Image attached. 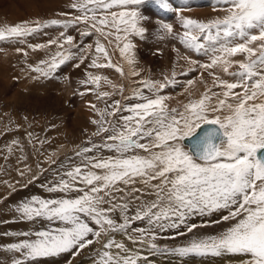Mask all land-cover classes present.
<instances>
[{
	"label": "snow or ice",
	"instance_id": "1",
	"mask_svg": "<svg viewBox=\"0 0 264 264\" xmlns=\"http://www.w3.org/2000/svg\"><path fill=\"white\" fill-rule=\"evenodd\" d=\"M151 2L164 12L183 11L174 6V0ZM144 3L145 0H73L71 8L78 14L72 19L5 24L0 26V41L23 44L41 29H64L56 39L28 45L33 51L55 46L56 51L47 58L28 65L31 71L47 78L68 61L78 59L75 67H80L88 58L77 56L79 45L66 34L68 28L83 24L87 28L81 36H98L88 67L115 68L123 76L124 68L113 64L101 38L109 44L115 42L128 65H134L131 37L145 36L146 17L140 11ZM182 3L188 6V0ZM216 4L226 6L223 16L201 20L181 14L182 31L164 20L159 21L158 31L189 52L210 54V62L201 68L220 67L227 73L234 64L238 65V71L229 73L233 82L216 76L215 87L222 91L208 89L182 110L169 108L168 98L160 94L176 83L174 72L173 78L142 81V87L134 90L142 102L122 108L119 100L114 101L109 106L111 111L105 109L101 119L92 123L99 125L96 134L108 133L105 139L110 143L104 147L117 155L77 166L66 172L67 179L61 178L47 188L48 192L78 195L33 197L15 209L20 219L47 222V226L32 232L6 233L24 237L6 246L7 252L18 257L11 264H36L42 258L68 253L75 257L94 244L100 247L93 264H138L139 257L130 255L127 246L113 234L122 233L134 242L147 239L156 248L153 241L157 231L174 229L178 236H184L200 227L188 223L191 217L211 216L223 210L227 215L208 223L234 221L225 230L204 236L194 234L185 246L173 251L200 256L235 254L247 257L240 264H264V0H216ZM17 51L28 55L22 48ZM238 56L243 58L234 59ZM180 58L190 65L198 63L191 56ZM131 75L140 73L133 70ZM102 81L117 87L107 77L92 72L80 83L99 89ZM144 89L150 95H145ZM112 94L102 91L99 96ZM122 111L132 115H122L116 121L108 119ZM89 151L84 147L77 155ZM117 210L120 221L112 216ZM135 221H144L148 227L131 228Z\"/></svg>",
	"mask_w": 264,
	"mask_h": 264
},
{
	"label": "rangeland",
	"instance_id": "2",
	"mask_svg": "<svg viewBox=\"0 0 264 264\" xmlns=\"http://www.w3.org/2000/svg\"><path fill=\"white\" fill-rule=\"evenodd\" d=\"M22 1L0 0V7L2 8H0V26H3V24L15 25L19 20V23L37 21L39 20L38 18H40L39 21L51 19L70 20L78 14L71 8L73 1L68 6H61L63 9L57 8L56 13H50L47 9L43 11L42 4L44 1H31L28 7ZM194 3L199 7L192 5ZM46 5L49 7L54 6L52 3H47ZM25 7L27 10H25ZM187 7L186 9L190 11L183 8L184 16L206 20L216 16H223L225 14L223 9L226 6L217 5L216 0H188ZM3 9L5 10L3 11ZM196 10L197 12H195ZM10 11L12 14H9ZM60 11L69 15L63 16ZM140 11L146 17L143 21L146 33L143 39L131 37L135 45L133 52L136 63L134 65H128L120 55L119 50L115 48V42L109 44L101 38V41L108 48L113 64L124 68L125 74L123 76L116 72L115 68L105 67L97 69L88 67L94 56L96 38L98 36L95 33L92 34L93 36H81L80 32L85 31L87 28L83 24H79L74 28L70 27L66 32H70V35L75 38L74 43L79 45L77 56H87L88 58L84 60L80 67H75L76 63L79 62L78 59L68 61L61 65L53 76L47 78L40 77L37 73L31 71L28 65H35L41 59L47 58L56 51L55 46L33 51L28 45L31 43L32 45L44 44L49 40L32 42L31 40L33 39L30 38L28 40L29 38L27 37L23 44L15 40L0 41V264H11L13 259L18 258L17 254L7 252L5 249L9 243H15L24 238L6 235V233L32 232L47 226V222L20 219L15 209L21 203L29 201L33 197L55 199L78 195L76 192L67 194L48 192L47 188L56 184L61 178L67 179L66 172L73 170L77 166L95 162L101 158L108 160L117 155L114 151L104 147L105 143H110V141L105 139L108 133L101 132L96 134L99 125L92 123L93 120L101 119V113L105 109L111 111L109 106L114 101L119 100L122 108H128L135 103L142 102L134 95V90L142 87V81L162 80L165 76L173 78L172 74L174 72L176 83L163 89L160 94L168 98L166 103L169 108L182 110L183 106L191 99L199 98L208 89L217 93L221 92L220 88L215 87L216 76L233 82L234 77L229 73L238 71V65L234 64L227 73L220 67L201 68L200 65L210 62V54L189 52L178 41L170 36H163V33L158 31L160 20L173 24L176 31H182L179 21V15L182 13L164 12L153 4L151 0H145ZM205 11H208L207 14ZM32 12L35 14L33 13V15ZM46 12L49 13L47 14ZM200 12L203 13L199 14ZM193 13H195L194 17L192 16ZM11 15H14L13 18ZM42 17L45 18L43 19ZM7 18H11V21L7 20ZM49 29L65 31L59 26H52L44 30ZM71 31L74 32V35ZM89 45L92 46L91 49H89ZM4 46L5 48H3ZM17 48L24 49L28 52V55L24 56L22 52L17 51ZM73 51H76V49H73ZM8 53L9 55H7ZM182 56H191L198 63L190 65L187 61L180 58ZM242 58L238 56L234 59ZM1 62H3V65ZM100 62H103V60ZM133 70L138 71L140 75L132 76L131 72ZM2 71L7 72L2 74ZM88 72L107 77L117 87L113 88L103 81L99 89H96L93 85H82L80 81L87 78ZM4 74H8L6 75L7 77ZM3 76L9 79L4 81ZM189 81L192 83L189 84ZM15 84L19 86L16 87ZM121 86L123 88L122 93L120 92ZM38 89L42 91L39 92ZM102 91H108L113 94L110 97H101L99 93ZM144 93L145 95H150L146 89H144ZM92 105L96 106L95 109L91 107ZM122 115L128 116L132 115V113L128 111L117 112L115 116L108 117V119L116 121ZM84 147L90 148L91 151L83 155H77L79 150ZM141 154L145 153L141 152ZM140 186L139 184L137 185V187ZM219 215L221 218V216L227 215V211L216 212L211 216L191 217L188 223H195L200 227L194 229L193 233H187L184 236H178L176 234L177 230L174 229L157 231L156 239L153 241L157 245L156 248H152L147 239L144 242H134L122 233L113 235L118 242H122L125 245L129 244L127 247L130 251L129 254L139 257L138 264H157L156 262L158 264H174L175 262V264H188L194 261L195 264H203L205 259L209 258V255L196 256L195 254H189L187 256L190 258L186 257V255H183V258L182 255L173 250L185 246L193 238L194 234L198 236L216 234L225 230L234 222L208 223L209 221L220 220L218 218ZM112 216L118 221L121 220L119 210L112 213ZM147 227L144 221H135L131 226V228ZM131 228L129 232H131ZM180 231H184V229L181 228ZM99 247V244L91 245L75 257L68 253L62 254L61 257L42 258L36 264H44V262H46L45 264H67L68 260H71V264H93V259L96 258L95 252ZM191 256H195V259L191 258ZM238 257L239 260L236 262L239 263L241 260L247 259V257L242 258L239 255ZM172 258L173 260H171ZM233 258H235V254H228L229 264H234L232 262ZM201 259L202 261H200ZM168 260L169 262H167Z\"/></svg>",
	"mask_w": 264,
	"mask_h": 264
},
{
	"label": "bare ground",
	"instance_id": "3",
	"mask_svg": "<svg viewBox=\"0 0 264 264\" xmlns=\"http://www.w3.org/2000/svg\"><path fill=\"white\" fill-rule=\"evenodd\" d=\"M34 2V1H36V0H23L22 1V3H25L26 5H27V7H28V5H29V3L30 2ZM39 1V0H38ZM41 1H44L43 2V6H42V9H43V11L44 10H46L47 9V11H49L50 13H56L57 12V8H62L61 6H68V5H70L71 3H72V1L73 0H41ZM14 2V1H13ZM18 2H20V1H18ZM7 3H10V2H7ZM36 3V2H35ZM49 4V3H52V5H54V6H52V7H49L48 5H46V4ZM19 4V3H18ZM211 4V3H210ZM212 4H213V2H212ZM20 5V4H19ZM192 5H196V3H194V4H192ZM214 5V4H213ZM22 6H24V5H22ZM48 6V7H47ZM174 6H179V7H182V8H185V10H188V11H190L189 9H186V8H188V7H184L183 6V3H182V0H174ZM210 6V5H209ZM5 7V6H4ZM3 7V8H4ZM30 7V6H29ZM45 7V8H44ZM196 7H199L198 5H196ZM215 7V6H214ZM1 8V7H0ZM26 8V7H25ZM206 9H207V7H205ZM205 8H204V10H205ZM211 8V7H210ZM2 9V8H1ZM31 9V8H30ZM63 9V8H62ZM196 9H199V8H196ZM5 9H3V11H4ZM10 10V9H9ZM25 10H27V8L25 9ZM32 10V9H31ZM30 10V11H31ZM14 11V10H13ZM58 11H59V9H58ZM62 11V10H61ZM60 11V12H61ZM194 11V10H193ZM1 12V11H0ZM37 12V11H36ZM48 12V13H49ZM192 12V11H191ZM191 12H189V13H191ZM195 12H197V10L195 11ZM206 12V14H207V12L208 11H205ZM204 12V13H205ZM222 12V11H221ZM3 13V12H2ZM1 13V14H2ZM34 12H32V14H33ZM38 13V12H37ZM47 13V12H46ZM47 13V14H48ZM62 13V12H61ZM203 12H200L199 14H202ZM5 14V13H4ZM3 14V15H4ZM9 14H12L11 13V11H10V13ZM8 14V15H9ZM35 14V13H34ZM33 14V15H34ZM46 14V15H47ZM71 14V13H70ZM184 14H187V13H184ZM182 15H183V11H182ZM194 15H195V13H193L192 14V16L194 17ZM197 16H198V14H196ZM12 16V15H11ZM14 16V15H13ZM13 16H12V18H13ZM36 16V15H35ZM34 16V17H35ZM43 16V15H42ZM2 17V16H1ZM9 17V16H8ZM52 18H53V16H51ZM201 17V16H200ZM32 18H33V16H32ZM43 18V17H42ZM45 18V17H44ZM43 18V19H44ZM4 19V18H3ZM16 19H17V17H16ZM27 19V18H26ZM25 19V20H26ZM39 20H40V18H38ZM47 19H48V17H47ZM1 20H2V18H1ZM6 20V19H5ZM7 20H10L11 21V18H7ZM24 20V19H23ZM17 21H18V19H17ZM16 21V22H17ZM20 21V20H19ZM19 21H18V23H19ZM1 22V21H0ZM4 25V24H3ZM11 25V24H10ZM50 28V27H49ZM47 29V28H46ZM69 30V29H68ZM72 31H73V29H72ZM71 31V32H72ZM61 31H58V30H52V29H49V30H41V31H39V32H37V33H35V34H33L32 36H29L28 38V40H30V38H32L33 40H31L32 42L33 41H47V40H50V39H55V38H57L58 36H59V33H60ZM74 32H72V34H73ZM66 34L67 35H70L71 33L70 32H66ZM80 34H81V32H80ZM74 35V34H73ZM93 36V35H92ZM81 37V36H80ZM93 38V37H92ZM98 38V37H97ZM96 38V39H97ZM80 39V38H79ZM81 39H83V38H81ZM90 39H91V37H90ZM27 40V39H26ZM135 40V39H134ZM30 41V42H31ZM87 41V40H86ZM3 42V41H2ZM29 42V43H30ZM1 43V42H0ZM35 43V42H34ZM11 44V43H10ZM9 44V45H10ZM13 44V43H12ZM32 44V43H31ZM2 45V44H1ZM19 46V45H18ZM3 48H5V46L3 47ZM16 48V47H15ZM11 49H12V47H11ZM3 50V49H2ZM118 50V49H117ZM8 51V50H7ZM5 52V51H4ZM111 54H112V52H111ZM205 54V53H204ZM7 55H9V53L7 54ZM11 55V54H10ZM6 56V55H5ZM12 58V57H11ZM3 60V59H2ZM5 62H6V60H4ZM2 63V65H3V62H1ZM10 66V65H9ZM12 67V66H11ZM1 69V68H0ZM9 69V68H8ZM5 70V69H4ZM11 71V70H10ZM3 72L4 71H2V74H3ZM5 72H7V71H5ZM4 72V73H5ZM1 73V72H0ZM5 76L6 75H8V74H4ZM24 75V74H23ZM15 76V75H14ZM4 77V76H3ZM7 77V76H6ZM9 77V76H8ZM1 78H2V76H1ZM9 79V78H8ZM8 79H6L5 77H4V81L5 80H8ZM11 79H12V77H11ZM111 79V78H110ZM18 80V79H17ZM44 81V80H43ZM9 82V81H8ZM44 82H46V81H44ZM43 82V83H44ZM10 83V82H9ZM12 83V82H11ZM18 83V82H17ZM42 83V84H43ZM7 84V83H6ZM18 84H20V83H18ZM46 84V83H45ZM48 84V83H47ZM16 85V84H15ZM23 85V84H22ZM41 85V84H40ZM39 85V86H40ZM49 85V84H48ZM19 85H16V87H18ZM42 86V85H41ZM47 86V85H46ZM48 87V86H47ZM57 87V86H56ZM39 88V87H38ZM2 89V88H1ZM33 89V88H32ZM39 90V92L40 91H42V90H40V89H38ZM9 91V90H8ZM60 91V90H59ZM38 92V93H39ZM65 92V91H64ZM7 93V92H6ZM9 93V92H8ZM39 94H41V93H39ZM44 94V93H43ZM25 95V94H24ZM18 96H19V94H18ZM29 96V95H28ZM19 97H21V96H19ZM18 98V97H17ZM48 100H50V99H48ZM55 101H56V99H54ZM20 101V100H19ZM51 101H53V99H51ZM50 101V102H51ZM58 101V100H57ZM91 101V100H90ZM43 103V102H42ZM77 108V107H76ZM78 108H80V107H78ZM65 119V118H64ZM77 128V127H76ZM218 218H220V215L218 216ZM122 240V239H121ZM10 242V241H9ZM127 245V247H128V245L129 244H126ZM132 246V245H131ZM136 248V247H135ZM142 249V248H141ZM146 250V249H145ZM130 252V251H129ZM140 252V251H139ZM174 253V252H173ZM138 254V253H137ZM160 254V253H159ZM163 254V253H162ZM144 255V254H143ZM171 255H173V254H171ZM175 255H176V253H175ZM174 255V256H175ZM179 255V254H178ZM178 255H177V257H178ZM134 256V255H133ZM159 256V255H158ZM167 256V255H166ZM173 256V257H174ZM185 256V255H184ZM197 256V255H196ZM199 256V255H198ZM155 257H157V256H155ZM161 257V256H160ZM181 257V256H180ZM182 257H183V255H182ZM186 257H189V256H187L186 255ZM193 257V259H195V256H191V258ZM70 258V257H69ZM163 259H164V257H162ZM169 258V257H168ZM175 258V257H174ZM179 258V257H178ZM184 258V257H183ZM190 258V257H189ZM205 258H208V257H205ZM228 258V254H222V255H220V256H214V257H212V256H210L209 255V258L208 259H205V261L203 262V264H229V259H227ZM230 258V257H229ZM232 258V257H231ZM242 258H244V257H242ZM7 259H9V258H7ZM161 259V258H160ZM181 259V258H180ZM246 259V258H245ZM159 260V259H158ZM162 260V259H161ZM166 260H167V257H166ZM165 260V261H166ZM171 260H173V258L171 259ZM179 260V259H178ZM177 260V261H178ZM231 260V259H230ZM233 261L232 262H234V264H240L239 262H236L237 260H239V257H238V255H235V258H233L232 259ZM144 261V260H143ZM175 261H176V259H175ZM186 261V260H185ZM194 261V260H193ZM200 261H202V259L200 260ZM155 262V261H154ZM159 262H161V261H159ZM167 262H169V260L167 261ZM167 262H165V263H167ZM181 262V261H180ZM183 262V261H182ZM46 262H44V264H45ZM157 264H158V262H156ZM163 263V262H162ZM176 263V262H175ZM174 263V264H175ZM59 264H62V263H59ZM141 264V263H140ZM144 264V263H143ZM161 264V263H160ZM164 264V263H163ZM170 264V263H169ZM183 264H185V263H183ZM188 264H195V261L194 262H191V263H188Z\"/></svg>",
	"mask_w": 264,
	"mask_h": 264
},
{
	"label": "water",
	"instance_id": "4",
	"mask_svg": "<svg viewBox=\"0 0 264 264\" xmlns=\"http://www.w3.org/2000/svg\"><path fill=\"white\" fill-rule=\"evenodd\" d=\"M185 143H187V142L185 141Z\"/></svg>",
	"mask_w": 264,
	"mask_h": 264
}]
</instances>
